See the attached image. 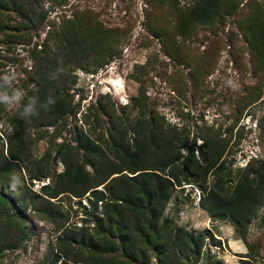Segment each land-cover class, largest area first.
Returning <instances> with one entry per match:
<instances>
[{
	"label": "rangeland",
	"instance_id": "374dc122",
	"mask_svg": "<svg viewBox=\"0 0 264 264\" xmlns=\"http://www.w3.org/2000/svg\"><path fill=\"white\" fill-rule=\"evenodd\" d=\"M196 1L40 0L36 9L42 15L37 20L30 17L33 25L26 36L0 33V156L8 145L7 114L17 111L25 91L23 81L31 63L28 48L33 41L38 46L47 30L68 17L114 26L120 36L117 52L95 70L75 67L65 74L75 110L65 114V123L57 122V128L31 123L24 131L27 154L14 171L15 179L9 183L6 173L0 174V193L8 203L17 206L21 198L33 201L22 212L27 236L15 247L0 245V264H29L47 257L56 249L60 223L91 229L90 216L82 208L88 206L86 195L78 199L62 191L47 197L41 191V184H52L63 168L51 145L69 138L74 125L94 138L106 134L104 114H100L101 125L91 121L96 97L105 94L102 98L109 97L119 113L120 105L128 103L136 91L132 73L142 79L147 105L166 126L177 127L189 138L192 132L209 131L227 140L223 165L224 171L229 168L230 183L239 168L264 159V63L254 56L247 33L252 21L264 19V0H232L228 14L209 23H196L180 34L175 27L176 14ZM10 16L7 32L16 18L13 13ZM128 112L132 115L134 109ZM132 132L128 129L126 135L131 137ZM200 141L196 137V143ZM43 169L46 173L28 177L31 171ZM200 195L193 182L174 185L161 214L194 235H203L195 264H218L216 260L219 264H264V201L247 225L249 248L229 220L209 216L200 204ZM44 204L50 212L59 211L60 219L47 216L40 209ZM100 204L97 200L96 210ZM4 226L0 220V230ZM149 262L155 264L153 256Z\"/></svg>",
	"mask_w": 264,
	"mask_h": 264
},
{
	"label": "trees",
	"instance_id": "16d2710c",
	"mask_svg": "<svg viewBox=\"0 0 264 264\" xmlns=\"http://www.w3.org/2000/svg\"><path fill=\"white\" fill-rule=\"evenodd\" d=\"M39 1L0 0V33L26 36L33 25L31 19L42 15L36 9ZM232 7V0H197L178 11L175 27L182 34L196 23H209L228 14ZM12 13L16 18L7 32ZM247 33L254 56L264 63V19L252 21ZM119 37L114 26L68 17L47 30L38 46L33 41L28 48L31 63L23 81L21 104L16 112L7 114L10 129L6 152L0 156V174L6 173L9 183L27 154V127L37 121L57 128L56 123H65V114L75 110L65 74L75 67L95 70L117 52ZM132 74L137 80L136 91L128 103L120 105L119 113H115L109 97L102 98L105 94L96 97L91 121L101 125L100 114H104L106 134L94 138L74 125L69 138L51 145L63 168L52 184H41V191L47 197L62 191L78 199L86 195L88 206L82 208L90 216L91 229L60 223L56 249L29 264H150V256L155 264H195L203 235H194L161 215L171 189L181 182L195 183L201 190L200 204L209 216L229 220L251 248L246 229L264 201V159L239 168L230 183L229 168L224 171L223 165L227 140L209 131L192 132L189 138L177 127L166 126L147 105L142 79ZM132 109L130 115L128 110ZM128 129L133 131L131 137L126 135ZM196 137L201 141L196 143ZM31 172L29 178L46 170ZM21 177L16 178L22 181ZM6 200L0 193V220L5 225L0 230V245L15 247L27 236L22 212L33 201L21 198L15 206ZM97 200L100 210H96ZM40 209L49 217H61L59 211L50 212L45 204ZM189 257L192 260L185 262Z\"/></svg>",
	"mask_w": 264,
	"mask_h": 264
}]
</instances>
